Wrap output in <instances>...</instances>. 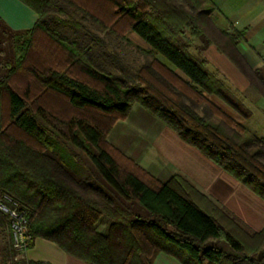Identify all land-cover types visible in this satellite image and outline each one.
<instances>
[{
  "label": "trees",
  "instance_id": "trees-1",
  "mask_svg": "<svg viewBox=\"0 0 264 264\" xmlns=\"http://www.w3.org/2000/svg\"><path fill=\"white\" fill-rule=\"evenodd\" d=\"M20 1L37 20L0 80V195L26 208L28 247L45 238L88 264H152L158 253L181 264H264V227L226 229L212 202L204 198L210 210L200 207L190 183L159 182L105 142L115 121L138 104L264 200V136L206 94L245 119L251 111L178 37L188 28L214 44L264 98V79L236 49L243 34L215 25L210 0ZM127 29L148 46H134L144 58L135 69L118 50L133 47ZM57 140L82 151L97 177L77 178ZM114 196L146 215L127 213ZM0 226L9 230L7 264H49L15 260L1 211Z\"/></svg>",
  "mask_w": 264,
  "mask_h": 264
},
{
  "label": "crops",
  "instance_id": "crops-1",
  "mask_svg": "<svg viewBox=\"0 0 264 264\" xmlns=\"http://www.w3.org/2000/svg\"><path fill=\"white\" fill-rule=\"evenodd\" d=\"M210 1L215 7L213 12L215 25L228 33L243 34L236 44V49L243 55L248 65L256 69L264 79V0ZM36 20L37 14L20 0L17 4L6 7L5 13L0 15V24L10 33H23L32 28ZM202 50L204 58L208 61L207 68L211 66L214 71L209 70L215 72L237 97L241 98L240 93L243 91L249 92L250 102L256 114L259 113L261 117L259 119L256 115L262 127H259L258 131L263 129L262 135H256L264 136V98L252 89L244 75L217 50L215 45H207ZM247 107L252 115L249 119L242 117L245 121L254 117L253 111ZM224 111L244 125L245 121L236 114ZM128 116L127 122L117 123L114 127L115 144L149 174L161 182H167L174 174L187 179L197 191L194 198L200 202V207L210 210L204 198L212 202L216 208L215 218L226 229H233L235 225L247 233H254L264 227V200L197 149L183 142L174 131L154 116L144 109H137V104L132 105ZM251 126L256 129L255 122L251 123ZM247 129L252 132L251 129ZM138 208L146 214L143 208L140 206ZM1 228L0 226V231ZM6 245L7 243L3 242L0 248V264H6ZM25 258L49 264H88L41 237L33 240L32 246L25 253ZM152 264L181 263L173 256L158 253Z\"/></svg>",
  "mask_w": 264,
  "mask_h": 264
},
{
  "label": "rangeland",
  "instance_id": "rangeland-1",
  "mask_svg": "<svg viewBox=\"0 0 264 264\" xmlns=\"http://www.w3.org/2000/svg\"><path fill=\"white\" fill-rule=\"evenodd\" d=\"M212 16H213V13L211 14V17ZM172 21L173 20L168 19V24L170 22H172ZM119 24H120V29H121L123 27V25H124V21L121 19L119 21ZM124 35L133 44V47H125L124 45L123 46L119 45L118 50H119V52H121L125 56L126 64L131 66L132 69H135L139 65L144 63V58L135 50L134 46H138L139 48H143V49L148 48V46L143 40H141L134 32L130 31L129 29L125 30ZM178 37H179V40H180L179 42L180 43H183L184 45L189 46V48H188L189 52L197 60L206 62V64L208 63L207 59L204 58V56H203V50L202 49L207 47V45H213L214 46V44L207 43L204 38H197V37L191 36L190 35V31H189L188 28L184 30V35L183 36L179 34ZM23 38L24 37H23L22 33H10L6 29H4L3 26L0 24V80L3 79L6 76V74L9 72L10 68L13 66V64L16 62V60L19 58L20 53H21L20 48H21V43L23 41ZM42 58H44V55L42 56ZM159 58L161 60H163L160 56H159ZM208 69H211L212 71H214V69L211 66H208ZM248 93H249L248 91H246V92L243 91L242 93H240L241 98H239V99H241L242 102L244 101V103L247 106H249L250 109L254 113V117L251 120H249V121H245L238 113H236L232 108H230L227 104H225L218 97H216L214 95H208V94H206V96L210 99V101H212L221 110L224 109L227 112L228 111L232 112V113L236 114L238 117H240L243 121H245L244 125H245L246 128L251 129L252 132H254L257 135H262L263 134V129L258 131L259 127L262 128L260 126L261 122L257 119V117L258 118L260 117V114L259 113L256 114V110L254 109L253 105L250 102V97H249ZM59 108H61V107H59ZM138 108L139 109H143L142 107H140L137 104V109ZM58 110L61 113L65 114L64 107H62L61 109H58ZM256 115H257V117H256ZM128 120H129V116L127 115L126 117L120 118V119L115 121V123L108 130V132H107V134L105 136L106 144L111 146V148H113L121 156L127 157L134 164L139 166L149 176H151L152 178H154L157 181L161 182V180H159L158 178H156V177L152 176L151 174H149L143 167H141L138 163H136L132 158L127 156L121 149H119L118 145L115 144L116 136L113 135V130H114L115 125L117 123L127 122ZM253 122H255V124H256V129H254L251 126V123H253ZM57 143H58L57 149L60 150V152L58 153L59 156L63 157V158H66L67 163L70 164V167L72 168V170L75 173V175L77 176V178L78 177L79 178H85V177L89 176L90 178L95 179V177H97L96 168L94 167V165L91 166V163L88 161L87 157L85 156V154L82 151H80L79 149L75 148L74 146H72V145H70L69 143H66V142H62V141H58L57 140ZM72 153H73L74 156L71 157ZM69 157H70L71 160H69ZM118 157H119V155H118ZM173 177L180 178V180L183 179L185 182L190 183L187 179L183 178L179 174L172 175L169 178L168 181H172ZM190 184L193 186L192 183H190ZM177 187L179 189H181L183 187V185H182V187L179 186V185ZM114 197H115L116 201L118 202V205L121 206L123 208V210H126L127 213L128 212H133L134 214L140 215V216H145L146 215L144 212H142L138 208V205L136 203H134V202L133 203H125L122 200H120L119 198H117L116 196H114ZM98 228L100 230H102L104 228V223H102V221L99 223V227ZM1 229H2L1 230L2 232L1 231L0 232L2 233V235L0 237V248L3 245V242L10 243L9 234H8L9 230L7 229L6 226H3Z\"/></svg>",
  "mask_w": 264,
  "mask_h": 264
},
{
  "label": "built area",
  "instance_id": "built-area-1",
  "mask_svg": "<svg viewBox=\"0 0 264 264\" xmlns=\"http://www.w3.org/2000/svg\"><path fill=\"white\" fill-rule=\"evenodd\" d=\"M0 211L6 214L9 219L12 248L16 253L14 259L25 258L30 239L27 232L26 208L13 201L9 195L1 194Z\"/></svg>",
  "mask_w": 264,
  "mask_h": 264
},
{
  "label": "snow or ice",
  "instance_id": "snow-or-ice-1",
  "mask_svg": "<svg viewBox=\"0 0 264 264\" xmlns=\"http://www.w3.org/2000/svg\"><path fill=\"white\" fill-rule=\"evenodd\" d=\"M18 3V0H0V15L5 13L6 7L15 5Z\"/></svg>",
  "mask_w": 264,
  "mask_h": 264
}]
</instances>
